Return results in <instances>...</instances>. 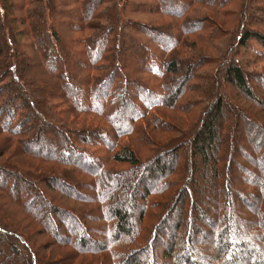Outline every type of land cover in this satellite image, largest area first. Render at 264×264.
<instances>
[{
    "label": "trees",
    "instance_id": "obj_1",
    "mask_svg": "<svg viewBox=\"0 0 264 264\" xmlns=\"http://www.w3.org/2000/svg\"><path fill=\"white\" fill-rule=\"evenodd\" d=\"M10 1L3 0L4 7H0V135L18 136L22 140H17L15 147L41 162L56 161L73 168L68 170L79 172L80 168L86 175H95L97 185H92L91 190L99 207L89 210L97 214L84 223L77 211L54 206L38 183L37 179H41L30 167L23 170L13 155L8 157L7 165L0 164V191L24 203L21 205L35 214L62 247L78 248L88 254L76 261V251L66 254L72 257L69 264H96L104 260L99 258L103 253L111 255L112 264H161L162 260L166 264H264V120L250 108L238 107L232 95L237 92L264 111V95L254 91L249 81H264V75H248L236 58L228 55V50L245 47L254 39L263 46L255 60H264V35L260 28L264 26V0H146L137 4L131 0H75L80 11H63L51 0H22L20 17L13 16ZM129 5L136 12L170 19L165 24L170 33L160 28L163 23L124 19L123 12ZM197 5L211 12L196 15ZM50 12L54 13L53 22L48 18ZM63 13L67 16L63 22L67 20L77 36L62 43L55 23ZM4 19L6 22L1 25ZM3 27L8 30L3 32ZM9 30L13 38L6 35ZM23 31L36 37L40 60L24 49L14 48L21 45ZM188 36L196 38L188 43L189 48L196 50L201 46L196 41H229L222 55L227 61L204 53L170 57ZM226 42H222L224 47ZM124 51H128L125 60L119 55ZM217 61L225 66L222 73L229 85L227 90L221 78L208 79L215 70L200 71ZM121 62L123 68L119 67ZM151 74L161 80L160 90H153L155 81L150 80ZM48 75L60 83H50ZM185 99L186 104H182ZM62 103L69 105L63 107ZM230 106L236 108L232 121ZM164 107L188 111L189 115L202 108L197 129L190 131V151L186 150L185 141H180L183 128L153 114L155 109ZM81 113L98 114L107 124L95 129H72L67 116ZM125 114L132 115L127 122L122 117ZM148 117L151 121L142 123ZM156 132L167 142L157 138ZM172 132L181 134L169 135ZM125 136L146 151H150L147 146L153 145L150 156L146 160L138 157L134 145L123 142ZM228 136L232 149L229 148L227 184L232 195L238 194L230 199L233 204L226 199L231 194L223 197L216 190ZM170 142L173 146L165 148ZM14 144L13 139L10 146H4L0 158ZM193 172L211 177L212 189L202 201L194 196V178H190ZM129 173L134 175L133 183L125 179ZM50 181L64 185L68 193L80 195L67 179L55 177ZM21 185L31 189L20 192ZM172 187L174 194L159 202L158 208L168 203V198L171 200L165 205L168 209L161 223L144 221L150 207L156 206L152 195ZM38 204L47 205L50 211ZM236 208L237 213L232 211ZM0 211H5L2 205ZM1 212L0 264H51L37 256L35 240L21 231L18 222L6 211V216ZM188 212L193 223L186 235L183 218ZM94 218L100 223L94 224ZM233 228L235 234L246 235V239L235 242ZM153 249L159 251L158 255ZM57 264H68V259L63 257Z\"/></svg>",
    "mask_w": 264,
    "mask_h": 264
},
{
    "label": "rangeland",
    "instance_id": "obj_2",
    "mask_svg": "<svg viewBox=\"0 0 264 264\" xmlns=\"http://www.w3.org/2000/svg\"><path fill=\"white\" fill-rule=\"evenodd\" d=\"M52 2L55 1L57 7H60L63 9H74L77 11H80V4H78L77 2H75V0H51ZM146 0H131V2H133L134 4H137L138 2H144ZM13 4V9H14V17H20L19 15L23 14V9L22 7H20V3L22 2V0H11L10 1ZM236 3V2H233ZM132 4V3H131ZM233 6V5H232ZM236 6V5H235ZM0 7H4L3 4V0H0ZM36 7V6H35ZM200 12H211V10L207 7H199V5L196 6V8L194 9V14L196 15H200L202 13ZM3 12H1L2 14ZM54 13L50 12L48 15V18L50 19L51 22L54 21ZM216 18L220 21H222L221 15L219 16L217 13L215 14ZM67 18V16L65 15V13L60 14L59 16H57V20L55 23V28L57 29V31L60 33V41L63 43V41H65L67 38L72 37V39H74L77 34L71 32L70 29V25H68V21H64L63 20ZM123 18H131L132 20L139 22V23H151V24H155V25H159L161 23L163 27H160L162 30L169 32L170 30L167 28L168 26L166 24V22L170 19L168 18H164L160 15H151V14H142L141 12H136L135 10H132V8L130 7V5L128 6V10L126 12H123ZM6 22L5 19L2 20L1 25ZM261 30L263 31V35H264V26L260 27ZM7 31L8 28H4L3 27V32ZM24 33L26 31H23ZM86 34V32H85ZM6 35H8V37H12L13 35L11 34L10 30L8 33H6ZM7 37V38H8ZM35 38L31 33H25L23 34V36L20 38V40L22 41L21 45H15L14 48H21L24 49V51L28 52V54L31 55H36V57L38 58V60H40V48H36V44H35ZM15 41H17L16 38H14ZM196 38L188 36L185 38L184 40V44L183 46H181V48L177 51H174L172 53V55H170V57H190L192 55H195L197 53H204L206 56H215V58H217L218 60L223 59L222 55L224 54V51L226 50V48L229 47V41L226 42V40H222V41H218V42H213V43H205L202 41H196L197 43H199L200 46V50H196V49H191L188 47V43H192L193 41H195ZM222 42H226L227 46L224 47L225 43ZM224 44V45H223ZM154 45V44H153ZM223 45V46H221ZM263 49V46L256 40H251V43L245 47L242 48H233L231 50H228V55L230 56V58H236L235 61L238 62L241 66H243L244 71L248 72L247 74L250 75L251 73H253L256 76H259L261 74L264 75V60L262 61H257L255 60V57L257 55V51H260ZM57 50V49H56ZM205 52H204V51ZM180 51V52H179ZM128 51H124L123 53L120 52L119 55L120 57L124 59V54H126ZM51 56H54V52L51 51ZM121 59V60H122ZM210 59V58H209ZM228 58L223 59L226 60ZM222 61V62H223ZM227 61V60H226ZM61 64H63L64 66H67V63L64 64V62H62L61 60ZM120 68H123V63L121 62V65H119ZM223 63H221L220 61L215 62V65H207L205 68L201 69L200 71H210V70H215V73H211L210 76L208 77L209 80H213L216 79V76L219 77V79L221 78V82H222V86L227 90L229 88L228 83L223 79V73L222 71L224 70ZM124 71H127L126 69H124ZM209 73V72H208ZM146 75V74H145ZM254 76V77H256ZM148 77V76H146ZM152 81H155V85L153 87V90H160L159 89V82H161V80L157 79V76L154 75H150L149 76ZM48 79L51 82H55V83H60V81L54 77H50V75H48ZM146 80H144L145 82ZM196 81V80H195ZM250 83H251V87H253L254 91L257 89V91L261 94L264 95V81L259 78V79H249ZM197 82V81H196ZM195 84V83H194ZM61 85V84H60ZM230 88H233L232 86H230ZM234 89V88H233ZM233 89H232V93H233ZM231 93V92H230ZM195 95V94H194ZM235 100L236 103L239 105L238 107H240L241 105L243 106V108L245 109H251L253 110L258 116L259 118H262L264 120V111L259 108L258 106L252 104L250 101H245L237 92H234ZM55 99V98H54ZM184 102H182V104H186L185 100H183ZM189 103V101H188ZM69 104L65 105V103H62L61 106H68ZM71 105V104H70ZM209 105V104H208ZM230 110H232L231 115H230V120L232 121L234 116V112L236 110V108L234 109L232 106H230ZM195 113L192 114V112L190 113V115L188 114V111H182V110H175V109H169V108H158L155 109L153 111V114L157 113L160 114V116H162L163 118H165L170 125H174V126H181L183 128V130L181 131V142H184L185 146H186V150L190 151V139H191V135H190V131H192L193 129H197L198 124L200 123V113L202 112V108H199L197 111H193ZM189 115V116H188ZM124 116V120L125 122L129 121V119L131 118L132 115L129 114H125L122 115V117ZM67 119L70 120V124H68L72 129L74 128H78V129H95V128H100L102 125H105L107 123H105L103 121V119L98 115V114H85V113H81L76 115H69L67 116ZM258 119V118H257ZM146 120H149V122L151 121V118H144L142 119V123H146ZM193 128V129H192ZM147 129V127H146ZM174 133V134H173ZM156 137H162L163 142H164V136H161V134H159L158 132H156ZM176 132H172L169 133V135L171 136H178L180 135ZM171 136L169 137L171 139ZM12 137V138H11ZM15 141V144L12 145L13 147L10 148V150L5 153V156L2 158H0V164H5L7 165V161H8V157L10 155H13V160L19 163V166L21 165L22 169H28L27 167H30L31 171L38 177L41 179V181L39 179L38 183L41 187H43L46 190L47 193V200L49 199L52 204L54 206H58L60 208H62L65 211H69L71 210L73 211H77L79 213V218L80 220H82L84 223L88 222L87 219H92L95 214L97 213H92L89 212L90 209H93L95 206L99 207L98 203H95L92 195L93 192L91 190L92 185H97L96 184V176H92V175H86L87 173H82L80 171V168L76 167L79 169V172H75V170H68V169H73L72 167H67L62 163L56 162V161H52V162H41L35 158H32L31 155H29L28 153L24 152L22 153L21 148L15 147L17 145L16 141L17 140H22L21 138L17 137H13L10 134H5V133H1L0 135V150L3 149V147L7 146L13 141ZM228 141L226 146L224 147V151L222 152V160H221V164H220V175L219 178L216 179V183H217V188L216 190L220 191V194L223 197L228 196V194H231V188L230 186L227 184V181L229 180V176H230V169H229V157L231 155V150H229V148L232 149V144L231 146L229 145V142L232 141V139L229 138L228 136ZM123 142L125 144L127 143H131V145H134L135 149L138 152V157L140 158H145L150 156V151L153 149V145H149L147 147H150V151L147 150L146 148H142L139 145H135L134 143H132L131 139L129 136H125ZM165 142H167L165 140ZM167 145V144H166ZM172 143H168V146L165 148H171ZM249 148L252 149V146L249 145ZM8 149V147L6 148V150ZM2 151V150H1ZM0 151V152H1ZM184 152V150H183ZM183 152H181V154H183ZM228 154V157H226L225 154ZM58 154H62L61 150H58ZM63 155V154H62ZM184 155V154H183ZM188 154H185L184 156V160L187 159ZM64 157H66L64 155ZM188 166V165H187ZM186 166V168H187ZM192 168V167H191ZM142 170V169H141ZM20 171V170H19ZM66 171V172H64ZM235 171H237V169L235 168ZM238 172V171H237ZM236 172V173H237ZM232 174V173H231ZM210 176H212V174H210ZM55 177H60L61 179H67L71 186H74L75 192L79 193L80 195L77 196L74 193H68L65 189H64V185L59 184L58 186L56 185V182L51 183V179H55ZM176 176H172V178L174 179ZM190 178H194V185H193V191H194V196L199 199L200 201H202V199H204V197L206 195H208V192L212 189L211 188V177L208 178H204V176L202 175V173L200 172H193V174L191 175ZM126 181L133 183L134 180V175L131 173H129L128 175L125 176ZM35 180V179H34ZM189 181V179H188ZM172 182V181H171ZM49 183L51 184V186H49ZM87 183V184H85ZM234 186L238 187V184H235ZM233 186V187H234ZM174 187H179V186H174ZM174 187L163 192H161L158 195H152V201L155 203V207H150L149 210V215L148 218L145 219L144 221H148L153 223V225H155V223H157V225H159L161 222V219L163 218V215L165 214V212L167 211V206H165L166 204H169L171 202L170 198H168L169 200L167 201L168 203H166L164 205V203L158 208L159 206V202L163 201L162 199L170 197L172 194H174ZM242 188V186H241ZM31 188L28 185H21V187L18 188V190L21 192H25V191H29ZM163 189V187H161V190ZM143 190V188H142ZM81 191V193H80ZM32 193H34V191H31ZM89 193V194H88ZM84 196V199L82 197V195ZM232 195V194H231ZM238 194L233 193V195L231 196V198H226L231 204H233V202L230 201L233 200L234 198L237 197ZM203 197V198H202ZM44 199V198H43ZM218 199V196L216 197V200ZM46 200V198L44 199V201ZM126 203H128V200H125ZM22 203V202H21ZM20 202L16 201L11 195H8L4 192L0 191V205L3 206V208L5 209L6 213L10 216L11 219H13L15 222H18V225L21 227V231L25 234H29L31 236V238H33L35 240V251L37 252V256L42 257L40 259L46 260V262H50L51 264H57L63 257H65V259H68V264L72 262V257L66 256V254L68 253H72L73 251H76L77 253V257L74 258L73 260L76 261L78 257L82 256V255H88L86 253H81L79 252L80 249L76 248L72 249L71 247H62V245H60L59 241L53 236V235H49L47 232V229L44 227V225L42 223H40L39 220H37L35 218V214L33 215V213H29L24 207L23 205H21ZM41 203V202H40ZM24 204V203H22ZM165 207H164V206ZM38 207L41 208L42 205L38 204ZM43 210H49L47 205H44ZM104 210L106 211L107 208L105 207ZM1 212V214H4L6 216V213ZM232 211L237 213V208L236 209H232ZM187 216H185L183 218V223H184V230L186 231V235L189 232V227H191V223L192 222V216H190V213L188 212ZM95 220L92 221L94 224L100 223L99 221H97L98 218H94ZM194 221V220H193ZM196 221V220H195ZM169 225H167L166 227L169 229V231L171 232V228ZM235 228L232 229V237L234 239L235 242H237L238 240H241L242 238L246 239V235H238L235 234ZM244 233H246L248 235L247 231H244ZM238 235V236H237ZM160 240L159 242L161 243V239L163 237V234L160 233ZM232 237L230 239H232ZM166 240L168 239V237L165 238ZM187 239V238H186ZM185 239V240H186ZM232 239V240H233ZM186 243H188V241H186ZM157 248L162 249V246L160 244H156ZM193 247V244L191 245ZM189 247V246H188ZM192 247H190L192 249ZM154 253L156 255H158L159 251H156L155 249H153ZM196 250V248H195ZM200 250V249H199ZM194 251V250H193ZM154 254V255H155ZM103 255V256H102ZM102 257L104 258V260H99V262H97L96 264H112V258L110 254L107 253H103V254H99V258ZM45 258V259H44ZM89 258L91 261L93 259V257L89 256L87 257ZM142 263H144L142 261ZM161 264H166V261L162 260L160 261ZM92 264V263H91Z\"/></svg>",
    "mask_w": 264,
    "mask_h": 264
}]
</instances>
